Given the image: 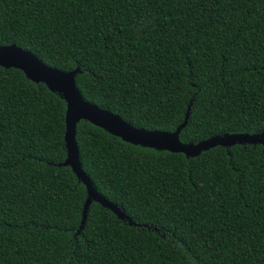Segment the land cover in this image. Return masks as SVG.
<instances>
[{"label":"trees","instance_id":"obj_1","mask_svg":"<svg viewBox=\"0 0 264 264\" xmlns=\"http://www.w3.org/2000/svg\"><path fill=\"white\" fill-rule=\"evenodd\" d=\"M78 67L76 87L134 127L197 143L264 133V0H0V45ZM66 103L0 66V264H264V146L198 156L80 120L81 167L134 224L91 202L69 166Z\"/></svg>","mask_w":264,"mask_h":264},{"label":"water","instance_id":"obj_2","mask_svg":"<svg viewBox=\"0 0 264 264\" xmlns=\"http://www.w3.org/2000/svg\"><path fill=\"white\" fill-rule=\"evenodd\" d=\"M0 66L21 70L28 79L36 83H43L50 91L59 94L66 103L64 133L66 157L63 162H59L57 165L69 166L86 187L87 195L83 204L81 224L77 232L83 228L89 206L93 201L111 210L119 219L127 221L130 225L134 224L117 204L103 197L94 188L90 178L83 171L76 142V127L80 120L88 121L107 133L119 137L124 142L156 150L180 152L186 157L198 156L202 151L217 145L226 148L235 144H261L264 146V133H223L197 143H183L179 138V133L187 123L188 111L183 123L172 132L149 131L134 127L120 115L101 109L82 97L75 83V76L80 71L78 67L70 71H62L47 66L34 54L14 44L0 45Z\"/></svg>","mask_w":264,"mask_h":264}]
</instances>
